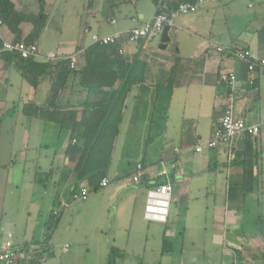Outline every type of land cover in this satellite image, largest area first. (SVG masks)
<instances>
[{"label": "crops", "instance_id": "0c3cea01", "mask_svg": "<svg viewBox=\"0 0 264 264\" xmlns=\"http://www.w3.org/2000/svg\"><path fill=\"white\" fill-rule=\"evenodd\" d=\"M10 1L17 11L25 14L37 7L35 0ZM55 1L58 0H47L49 9L51 3ZM92 1L94 0H87L84 5L81 35L78 41L67 43V47L63 49L62 53L42 54L40 52L43 58L50 57V54L60 55V59L73 58L74 66L77 69L83 68L85 65L83 54L86 49L92 46V42L86 43L87 35H126L132 29L141 27L147 20L158 15V8L153 5L154 15L146 18L144 13L137 14L132 18L135 26L126 29L119 25L116 14L124 4H133L134 0H116L115 4L120 6L115 17L110 23L104 21L99 23L97 33L91 34V22H97ZM240 1L221 0L217 5H204L196 13L175 20L170 32L172 41L166 49H160L159 45L157 50L151 44L150 38L153 39L156 35H151L136 44L127 41L121 43L120 54L124 56L126 64L132 66V79L137 83L131 86L122 109L120 133L114 144L118 145L121 142L123 150L121 156L124 147L133 144L130 143V139L146 141V144L150 142L148 144L150 146L161 147L155 151L154 155H150L148 160H146L148 153L144 154L145 158L143 156V159H138L145 172L141 182H145L143 186L147 190L151 189L152 185L160 181L161 174L166 171L168 176L165 179L172 188L174 204H178L181 200L183 203L190 204L191 207L199 202L205 207L204 204L210 193L221 197L220 204H217L216 199L218 198H214L216 201L213 203V207L215 209L214 223L218 228L215 236L221 242L220 245L225 248L221 254L222 260L238 264L237 256L241 254L243 262L253 264V261L259 258L256 253L264 252V233L255 235L253 238L249 236L250 234L247 235L252 232V226H257L256 221L260 223L262 220L264 221V78L255 77L254 85L251 86L249 84L251 75L247 65L233 60L230 52L250 51L255 58L264 59V0H255L257 6L253 13L254 18L241 29L237 25L238 22L228 23L226 14L223 20H217L218 12L221 10V12L229 11V20L231 18L236 21L240 20L241 17H239V13L237 14ZM123 18L130 19L128 15ZM216 21L221 26L216 27ZM104 27L111 29V33H106L107 30ZM22 28L25 36L28 35L30 28L26 26ZM114 28L117 30L115 31ZM84 30L85 33H83ZM0 39L12 41L14 35L4 26L0 28ZM170 45L173 46L171 50L169 49ZM218 48L225 49L224 53H218ZM14 70L12 69V76ZM230 72H235L238 78L234 91L222 82L223 76ZM1 75L4 76V80L10 79L11 70L1 65ZM42 84L37 90H33L26 82L20 83L15 98L19 101L14 100L12 103V115L15 118L12 129V170H10L12 188L18 191L19 183L16 180L14 182V178L21 177V186L24 189L31 188L30 190L34 194L38 187L45 188L44 178L46 176L52 177L55 172L64 173L67 162L65 159L68 158L66 145H69V143H65V140H62L64 136L62 133L55 134L58 138L55 149L57 152L53 154L52 158L46 156V161L43 160L46 163V168L44 167L45 164L40 161L39 155L42 156V154L39 149L44 146L45 136L52 134L50 130H54L56 133L57 128L52 122L28 119L24 115L25 106L30 102H34L37 106H43L46 102L50 91V82L46 80ZM14 85L12 84V90ZM118 87L119 83L115 88ZM73 89L75 93L79 92L77 87ZM86 96L82 94L79 97L76 94L74 102L80 103ZM92 97L96 99L99 95L95 94ZM0 103L5 105L3 100H0ZM16 105L17 110L14 109ZM228 106H233L236 117L244 120L248 125H256L260 128L256 137L242 136L245 138L244 152L246 151L247 138L251 139L253 150V158L246 164L226 147L216 150L204 148L202 153L195 151L199 143H205L211 138ZM78 111L80 113L81 109L78 108ZM136 114H142L143 119L140 117L135 119ZM53 134L51 136L54 138ZM68 135L70 137V134ZM168 164L169 168H167ZM27 166L30 168L29 170H27ZM227 166L230 168L226 169ZM43 167L45 171H43ZM157 168L158 170L155 171ZM117 169L112 170L110 166L109 170L110 173L114 172L113 175L116 179L127 175V171L124 170V175L121 176L120 169ZM135 172L133 171L128 176L129 183L130 177ZM72 176L69 178L71 179ZM62 177L64 176H61L60 180L69 185L68 178L63 179ZM103 179L110 181L109 176H105ZM247 180H249L248 184ZM84 184L85 182L82 185L84 186ZM247 186L251 191L250 194L256 193V196L257 193L262 194L260 195L262 199L256 197L257 201L260 199L257 205L260 216L256 221L246 218L245 194ZM78 194L77 192L76 195ZM173 194L177 195L173 196ZM27 204L34 206L36 203L27 201ZM35 206L38 208V205ZM13 208L12 210H14ZM16 212L19 215L22 229L19 233L8 230L13 234L16 245L28 247V249L32 245L43 247L44 239H36L34 231L28 235L29 228L27 229V227H29L31 220L29 217L32 214L26 207L22 213L18 210ZM187 213H190V210ZM17 221L18 219L16 220L12 214L8 225L12 223V226H16ZM244 227H247L248 231ZM2 242L0 239V245ZM52 244L51 240L48 246ZM48 254H52V257L54 255L51 251H48ZM42 262L46 263V260ZM243 262L239 264H244Z\"/></svg>", "mask_w": 264, "mask_h": 264}, {"label": "rangeland", "instance_id": "374dc122", "mask_svg": "<svg viewBox=\"0 0 264 264\" xmlns=\"http://www.w3.org/2000/svg\"><path fill=\"white\" fill-rule=\"evenodd\" d=\"M86 1L58 0L51 3L48 12L49 19L45 29L40 37L35 40L39 53H62L63 49L67 47V43L78 41L81 35ZM92 3L98 22H91V34H94L98 31L99 23L101 24L103 21L101 15L107 5L104 4L103 0H94ZM217 3L212 2L205 6L217 5ZM238 4L237 14L239 13L240 20L236 21L233 18L229 20L228 15L230 13L228 10L219 11L217 20L221 21L227 15L228 23L238 22L237 25L240 29L246 26L248 21L254 18L253 13L257 6L256 2L255 0H241ZM36 5V9H32L30 13L26 14H37L39 12L37 2ZM140 13H144L146 18L154 15L155 8L151 0H134L133 4H124L120 11L117 12L116 17L120 26L129 29L135 26L132 18ZM125 15H128L130 19L125 20L123 18ZM180 17H185V15L175 18L174 21ZM219 25V22H217L216 27ZM23 26L29 27L31 31L30 25ZM1 27H4V25ZM104 28L107 30L105 31L106 33H111V29ZM114 30L116 31L117 28H114ZM23 35L24 37L28 36H25L24 32ZM86 39V43L92 42V36L87 35ZM160 40L161 35H156L153 39L152 37L150 38L151 44L155 48L159 47ZM172 48L173 46L170 45L169 49L171 50ZM50 57H53L54 60L61 58L60 55L56 56L54 54H50ZM3 77V75L0 76V100H3V104H5L2 105L0 103V116H5L0 124V239L2 241L9 234H12L8 230L19 233L22 229L19 223V215L16 211L18 210L22 213L24 207H26L32 214L29 217V220L31 219L29 227H27V229L29 228L28 235H31L34 231L36 239L45 240L46 237H49L46 223L49 222L52 210L61 215L51 239L53 244L51 246L44 245L43 247L41 245H32L29 249L30 259L36 253L53 252L52 258L47 257L43 260H46V263L41 262L40 264H107L112 247L120 251L121 258L118 259L117 264H231L229 261L222 260L221 254L225 248L220 245L221 242L215 236L218 228L214 223L215 209L213 203L217 200V204H220L221 197L210 193L204 204L205 207L200 202L195 203L192 207L181 200H179L178 204L172 202L169 219L166 224L149 222L144 218V209L149 190L143 186L145 182L134 185L129 183L128 178L114 182L116 178L113 175L114 172H109L110 166L112 170L120 169L121 176L124 175V170L127 171L125 176H129L133 171H136L139 164L141 165L139 163L141 161L138 162L139 158L143 156L145 158L146 155L144 154L148 153L146 157V160H148L150 155H154L155 151L161 148L158 145H148L150 142L146 144V141L141 142V140L130 139V143L133 144L124 147L125 149L121 156V151H123L121 142L118 145L114 144V147H112V143H115V141L112 142L111 137L105 141L106 151L104 154L110 153L111 158L108 166L104 167L106 170L105 174L113 182L107 188L95 191V187L97 184L100 185L102 178H96L93 183L85 181L83 186L82 182L72 176L71 179L68 178L70 183L67 185L60 180V177L64 174L62 172H60L62 174L55 172L52 177L46 176L44 178L45 190L42 187H38L37 190L35 189V194L31 192V188L24 189L21 186V177L14 178V182L16 180L19 183L17 185L19 187L18 191L12 188L10 170H12V129L15 118L10 113L14 100L19 101V99H15L18 92L17 88L20 83L25 82H23L16 70H14L12 76V69L9 83L6 84ZM12 84H15L13 90ZM138 117L143 119L142 114H136L135 119H138ZM50 132L53 134L55 131L50 130ZM52 134L45 136L44 146L39 149L42 154V156L39 155L40 161L45 164V168L46 156L48 155L52 158L53 154L57 152L55 149L58 138L55 134L59 133L56 131L53 134L54 138L51 136ZM68 134H62L64 135L62 140H65V143L70 145ZM54 143L56 144L54 145ZM72 143L74 144V141ZM69 145H66V147L69 148ZM152 157L154 158V156ZM66 160L65 169H73L75 162L71 163L69 158H66ZM224 161L226 162V158ZM169 166L168 164L167 168ZM44 167L43 171H45ZM229 168L227 166L226 169ZM29 169L27 166V170ZM157 170L158 168L155 169V171ZM62 178L64 179V177ZM77 184L79 185L76 187L78 193H81L83 188L88 190L89 194L86 200L75 201L70 195L72 187ZM176 195L173 194V196ZM260 195L262 194L257 193V196L256 193L245 194L247 202L245 214H247L246 218L251 221H256L257 217L260 216L257 208L258 202L262 199ZM256 197H260V199L257 201ZM214 198L218 199L215 200ZM27 201L35 202L38 208L35 205L28 206ZM12 207H14V210H12ZM189 210L190 213H187ZM12 214L16 217V220L18 219L16 226H12V223L8 225V220L12 217ZM258 222L256 221L257 226L251 227L252 232L247 233V235L250 234L251 238L264 233V221ZM244 229L246 230L247 227H244ZM234 253L237 255L235 251ZM256 254L259 258L255 259L253 264H264V252H257ZM237 260H239L237 261L238 264L243 262L244 259L241 258V254H238ZM243 263L246 264L245 261Z\"/></svg>", "mask_w": 264, "mask_h": 264}, {"label": "trees", "instance_id": "16d2710c", "mask_svg": "<svg viewBox=\"0 0 264 264\" xmlns=\"http://www.w3.org/2000/svg\"><path fill=\"white\" fill-rule=\"evenodd\" d=\"M35 1L39 5V12L37 14H25L17 11L10 0H0V20L14 35L11 42L36 45L35 40L40 37L48 22L50 9L47 0ZM103 2L107 8L103 10L101 16L104 22L110 23L120 5H116L114 0H103ZM151 2L160 13L165 7L170 11L177 10L180 4L195 3L196 0H151ZM23 25L31 26V31L26 37H24L21 29ZM3 41L0 39V49ZM120 50L121 43L109 46L92 44L83 54L85 65L80 69L75 66L72 68L73 58L45 61V58L41 60L33 57L22 59L16 53H3L1 56V65L6 69H15L22 80L33 90H37L40 84L49 80L50 91L44 105L37 106L34 102H30L25 106L24 115L28 119L52 122L58 133H69L72 141L76 142L71 143L66 150V156L71 163L74 161L75 164L73 169L67 168L64 171V178L73 175L82 183L85 181L93 183L96 178H102V182L106 176L104 167L108 166L111 158L110 153L104 154L106 151L105 141L111 137L113 142L118 137L119 125L122 121V109L131 86L137 83L132 79V66L126 64ZM9 80L5 79L6 84L9 83ZM118 83L119 87L115 88ZM74 87H77L79 92L75 93ZM76 94L79 97L82 94L87 96L82 102L76 104L74 102V95L76 96ZM95 94L99 95L96 99L92 97ZM16 107L17 105L14 107L15 110H17ZM78 108L81 109L80 113ZM79 114L81 115L80 118ZM4 117L0 116V124ZM248 136L251 138L250 135ZM250 138H247L245 155L239 158L244 164L253 158ZM112 145L114 147V143ZM126 178L128 176L116 179L114 182ZM111 183L113 182L110 181ZM164 184H168L167 180L165 177H161L160 182L152 185L151 188ZM77 186L79 185L72 187L70 191L73 198L77 194ZM99 189H104L101 187V183L100 185L97 184L95 191ZM250 192L247 186L246 193ZM60 218L59 213L52 212L49 222L46 223L49 237L45 238L44 245H48L51 241ZM20 247L24 251L28 250V247ZM119 252L117 248L112 247L107 264H117L118 259L121 258ZM47 257L51 258L52 254L36 253L30 261L19 264H40Z\"/></svg>", "mask_w": 264, "mask_h": 264}, {"label": "built area", "instance_id": "2783aa9c", "mask_svg": "<svg viewBox=\"0 0 264 264\" xmlns=\"http://www.w3.org/2000/svg\"><path fill=\"white\" fill-rule=\"evenodd\" d=\"M221 0H196L195 3L180 4L177 10H169L167 7L163 9L154 18L147 20L141 27L132 29L126 35L117 34L113 36H92V44H100L104 46L115 45L127 41L131 44H136L143 39L149 38L151 35H161L165 27L172 28L174 19L187 14L196 13L200 7ZM2 22L0 20V28ZM218 53H224L225 49L218 48ZM3 53L18 54L22 59L33 57L37 60L44 59L36 45L26 44L24 42L13 43L11 41H3L0 49V66L1 56ZM233 60L245 63L249 74L251 75L249 84L254 85L255 77L264 78V59L255 58L250 51H241L238 53L230 52ZM47 58H45L46 60ZM54 60L53 57H48L47 61ZM74 68V63L72 64ZM222 82L225 83L233 91L238 83V78L235 72L226 73ZM233 97V96H232ZM260 128L256 125H248L244 120L235 116L233 106H228L224 116L220 121L219 126L213 132L211 138L205 143H199L195 148L196 153H202L204 148L216 150L221 147H226L230 151L236 141L245 135L252 137L258 136ZM74 143H76L74 141ZM233 154V153H232ZM145 172L142 165H138L135 174L130 179V183L138 185L144 178ZM168 173L164 171L161 177H167ZM110 185L108 179H103L101 182L102 188H107ZM88 190L83 188L81 193L75 196L76 201L86 200ZM172 188L169 184H164L158 187H153L148 190L146 206L144 209V218L149 222H159L166 224L170 215V207L172 204ZM29 249L24 251L14 242L13 234H9L0 245V264H19L30 260ZM29 259V260H28Z\"/></svg>", "mask_w": 264, "mask_h": 264}, {"label": "water", "instance_id": "95a60500", "mask_svg": "<svg viewBox=\"0 0 264 264\" xmlns=\"http://www.w3.org/2000/svg\"><path fill=\"white\" fill-rule=\"evenodd\" d=\"M170 32H171V28L168 26L165 27V29L163 30V32L161 34L160 49H166L168 44L171 43L172 39L170 36ZM244 141H245V138L242 137L239 140H237V142L234 143V145L232 147V153L238 158L243 157L245 155Z\"/></svg>", "mask_w": 264, "mask_h": 264}]
</instances>
